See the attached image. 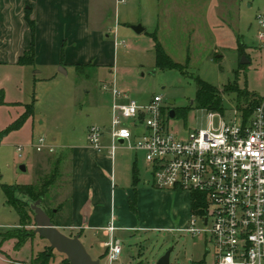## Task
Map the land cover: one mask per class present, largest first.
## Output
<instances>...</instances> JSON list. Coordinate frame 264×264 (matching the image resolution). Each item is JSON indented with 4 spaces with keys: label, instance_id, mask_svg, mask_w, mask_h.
Listing matches in <instances>:
<instances>
[{
    "label": "rangeland",
    "instance_id": "obj_1",
    "mask_svg": "<svg viewBox=\"0 0 264 264\" xmlns=\"http://www.w3.org/2000/svg\"><path fill=\"white\" fill-rule=\"evenodd\" d=\"M91 3L93 17L89 27L103 32L104 42L93 44L87 37L86 52L92 55L101 50L100 55H104H94L93 61L110 65H86L82 71L72 64L52 66L54 55L62 52L63 38L58 32L55 37L41 41L35 64L18 67L0 62V264H37L38 254L51 246L35 233L34 212L30 208L35 199L18 195L26 201L24 206L31 216L26 224H21L17 210L6 203L3 184L33 185L39 189L45 182H51L44 198L39 200L53 216V222H69L66 210L55 213L62 202L57 188L68 179L60 177L57 167L48 169L40 165L48 152H38L32 140L45 136L48 141L73 147L90 143L88 130L92 126L106 125L110 129L113 96L109 88L104 89L105 85L111 87L115 83L119 91L144 104L161 95L167 104L166 125L180 138L207 128L210 122L208 113L212 110L200 107L197 101L199 80L218 88L223 111L214 112L223 114L227 122L235 116L242 118L238 94L226 91L231 84L264 98V46L256 38V15L264 10V0H91ZM138 25L144 28L140 33L134 29ZM156 40L182 68L158 65ZM63 45L66 50L68 45ZM80 51L71 47L70 58L74 59ZM243 56L248 62L242 65ZM63 59L67 61L66 56ZM29 104H33V115L21 127L8 129ZM172 109L176 112L174 117H170ZM218 121L216 116L214 123L217 125ZM108 132L106 129L104 134ZM19 145L24 146L22 156ZM68 150L71 151V146ZM113 166L118 185L133 186L136 179L137 187L165 190L154 185L145 153L129 148L128 143L118 145ZM165 198L157 194L144 197L143 222L148 228L121 236V258L138 256L142 251L144 260L157 264L171 250V264L193 261L214 264L215 252L205 234L193 236L169 230L188 224L182 226L184 222H177L172 226L170 221L177 206L173 197ZM62 231L70 234L66 229ZM15 234L26 242L20 244L17 237H11ZM81 240L95 257L84 237ZM208 247L211 249L206 250ZM65 258L66 255L54 250L49 264H60Z\"/></svg>",
    "mask_w": 264,
    "mask_h": 264
},
{
    "label": "built area",
    "instance_id": "obj_2",
    "mask_svg": "<svg viewBox=\"0 0 264 264\" xmlns=\"http://www.w3.org/2000/svg\"><path fill=\"white\" fill-rule=\"evenodd\" d=\"M256 22V38L264 46V10L257 13ZM107 88L113 96L111 156L122 140L145 153L156 187L201 195L202 203L179 231L205 234L215 252L214 264H264V98L247 118L242 112V118L227 122L223 114L209 111L207 128L180 138L166 125L167 104L161 95L144 104L119 91L115 83ZM141 128L145 131L139 132ZM103 135L100 126L88 130L91 145L99 151ZM33 146L37 151L56 150L45 136ZM23 148L18 146L20 156ZM106 230L111 236L105 246L112 264L119 259L122 245L112 235V222Z\"/></svg>",
    "mask_w": 264,
    "mask_h": 264
},
{
    "label": "crops",
    "instance_id": "obj_3",
    "mask_svg": "<svg viewBox=\"0 0 264 264\" xmlns=\"http://www.w3.org/2000/svg\"><path fill=\"white\" fill-rule=\"evenodd\" d=\"M27 10L31 11L30 18L36 22V58L40 56L41 41L55 37L58 32L60 38H63V43L68 45L64 52L67 61L62 62L60 51V54L57 52L51 60L52 66L62 64L66 66L67 64L110 65V63L93 61L95 56L104 55H100L101 50L92 55L86 52L87 37L92 39L93 44L97 41L104 42L103 32L91 30L89 27L93 17L91 0H0V62L20 67V57L29 50L32 32L27 21ZM73 46L78 47L79 51L83 50L77 56L75 54L74 59L70 58ZM109 112H111V107ZM102 128L104 131L109 130L106 125H103ZM32 141L35 143L37 138ZM47 143L55 146L56 150L50 152L48 149H44L48 154L41 159L40 165H45L44 167L48 169L57 167L62 174L60 177L68 179L62 181L57 188L62 202L57 206L55 213L66 210L69 214V222L66 224L53 223L61 231L62 229L68 230L70 236L78 234L80 238L84 237L88 248L95 254V257H93L94 255L92 257L99 258L101 263L102 260H105V264H111L105 246V243L111 239L106 230L111 222L115 226L112 235L119 240L122 239L121 236L148 228V225L143 222L145 218L142 211L144 197L147 195L157 194L169 200L170 197H173L177 213L170 221L172 226L177 222H184L182 226L188 224L192 214V193L137 187L136 179L133 181V186L118 185L113 166L114 156L110 154L112 142L109 132L103 135L101 151L94 148L91 143L77 144L73 147L54 140H47ZM118 144H122V140ZM70 146L71 151L68 150ZM57 149H60L58 154L56 153ZM135 197H137L136 208L133 210L131 203ZM43 208L47 209V207ZM165 220H167L166 216ZM141 222L145 224L142 225ZM179 229L180 227L169 228V230L178 231ZM141 248H143V244H141ZM140 252L138 256L130 258H121L120 256L112 264H155L152 261L144 260L143 253Z\"/></svg>",
    "mask_w": 264,
    "mask_h": 264
},
{
    "label": "trees",
    "instance_id": "obj_4",
    "mask_svg": "<svg viewBox=\"0 0 264 264\" xmlns=\"http://www.w3.org/2000/svg\"><path fill=\"white\" fill-rule=\"evenodd\" d=\"M30 13L31 11L27 10L26 16L32 32V42L29 50L26 51L25 54L21 56L19 59V64L21 65H32L35 64L36 62V46H35L36 22L30 18ZM156 42H157L156 45H157L158 65L163 68H182V64L173 61L169 57V55L165 52L160 42L158 40H156ZM64 52H65V48L63 45L61 52L62 62L64 61L63 59L65 55ZM86 65L87 64H75L74 66L77 68V70H81ZM198 82H199L198 83L199 88L197 92V101L199 106L212 111H217V110L223 111V100L222 97L220 96V91L218 90V88L203 80H199ZM226 91L236 92L238 94V108L239 110H242L245 118L251 116L255 108L261 103L263 99L262 97H259L254 93H251L247 89L244 90L240 89L237 84H231L230 86H228ZM165 113L166 112H164V114ZM32 115H33V104H29L27 105V109L20 116V118L15 122H13L8 129L21 127L22 124L26 121V119H28ZM50 185L51 182H45V184L42 185L43 188L41 187L39 189H36L33 185L19 187L14 185L3 184V189L6 194V203L17 210L21 219V224H26V222L28 221V219H30L31 216L30 214H28V212L26 211V207L24 206L26 201L23 198H20L18 195L22 194L23 196L30 197L32 199H35L34 202H36L37 200L39 199L41 200L44 198V193L47 192ZM200 196L201 195L196 192L192 194V210H196L200 205V203H202ZM131 207L133 210H135L136 208L135 200L132 201ZM31 210L34 212L32 208ZM51 217L53 219L52 215ZM12 236L17 237L19 239L20 244L26 242L21 235L15 234V235H11V237ZM53 251L54 249L51 246H49L48 249L41 251L37 256V260L35 263L49 264L50 260L53 258ZM60 264H71V263L66 257ZM192 264H202V261L199 262L193 261Z\"/></svg>",
    "mask_w": 264,
    "mask_h": 264
},
{
    "label": "water",
    "instance_id": "obj_5",
    "mask_svg": "<svg viewBox=\"0 0 264 264\" xmlns=\"http://www.w3.org/2000/svg\"><path fill=\"white\" fill-rule=\"evenodd\" d=\"M134 29L140 33L144 30L141 25L134 26ZM246 56H243L242 64L247 63ZM63 72H66L64 68H61ZM170 104H174L171 100ZM175 110H170V117H174ZM25 169V166H22ZM31 208L34 210L35 232L43 239H46L51 247L66 255L71 264H102L99 258H93L92 255L86 249L82 242L80 235L70 236L62 232L52 221L50 214L44 210L41 206V201L37 200L31 204ZM171 250L167 251L162 256L158 264H170Z\"/></svg>",
    "mask_w": 264,
    "mask_h": 264
}]
</instances>
